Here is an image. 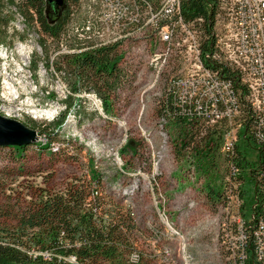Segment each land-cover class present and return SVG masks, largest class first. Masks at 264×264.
<instances>
[{
  "label": "rangeland",
  "instance_id": "rangeland-1",
  "mask_svg": "<svg viewBox=\"0 0 264 264\" xmlns=\"http://www.w3.org/2000/svg\"><path fill=\"white\" fill-rule=\"evenodd\" d=\"M0 6L13 13L11 24L2 31L5 37H0V113L24 122L34 118L46 133L55 128L51 116L64 109L67 116L54 134L55 150L51 144L42 148L32 142L16 153L12 146L0 145V227L16 221L39 187L88 178L92 167L102 174V191L132 210L134 251L156 264H235L232 251L239 249L237 222L242 219L238 182L227 176L222 152L208 178L188 156L174 152L171 136L176 130L166 128L158 106L180 62L172 53L155 75L154 23L145 29L146 37L135 35L120 44L119 63L127 70L128 82L113 92L115 111L106 114L100 97L86 90L72 93L69 105L65 100L71 93L69 75L57 65L60 52L78 38L85 16H94L92 6L74 5L59 40L41 34L37 26L27 28L15 5ZM125 7L132 11L133 2L125 1ZM111 28H118V21H111ZM110 35L112 31L104 32V38ZM40 137L42 141L47 136ZM248 150L250 156L255 154ZM208 183L223 189L219 198L208 196Z\"/></svg>",
  "mask_w": 264,
  "mask_h": 264
},
{
  "label": "trees",
  "instance_id": "trees-1",
  "mask_svg": "<svg viewBox=\"0 0 264 264\" xmlns=\"http://www.w3.org/2000/svg\"><path fill=\"white\" fill-rule=\"evenodd\" d=\"M138 1L142 5L150 2L155 9V15H162V8H158L160 0ZM4 3L17 7L27 28L37 26L41 34L57 40L62 38L68 28L74 5L77 3L84 6L83 0H0V5ZM207 3L208 0L180 2L186 19L202 17L204 35L211 34L214 17L213 9ZM1 7L0 37L4 38L2 31L11 24L13 13L3 12ZM17 36L25 38L26 35L19 33ZM109 38L113 36L110 35ZM203 44L204 47L207 46L205 42ZM119 46V41L98 44V39L95 38L81 43L78 38H74L66 50L60 52L58 69H63L70 79L71 93L65 99L69 105L74 97L72 93L86 90L100 97L106 114L115 111L113 92L128 82L127 75H123L127 70L119 63L123 56V50ZM163 52L164 60L169 59L171 50ZM37 61L34 62L35 67ZM210 64L217 65L214 61ZM163 65L155 64V75L160 74ZM223 72L234 79L235 74L229 67L222 66L220 73ZM177 94V86L165 89L158 106L159 116L166 119V128L172 126L176 130L171 136L174 152L188 156L191 165L202 169L208 178L209 170L221 153L225 123L215 122L211 127L202 118L195 119L182 114V107L176 99ZM65 112L63 110L59 116L49 121L55 128L47 133L46 127H41L34 118L25 122L47 136L46 142L39 143L40 147L48 148L54 140L57 129L67 119ZM240 117L243 121L234 144L235 152L229 156L223 155V159L228 168L227 176L238 182L235 189L240 201L238 210L242 214L246 237L242 250L245 263L261 264L256 260L253 233L245 223L256 219L264 211V192L256 180L264 160V150L258 146L256 137L250 132V112L244 109ZM28 145L11 146L19 153ZM248 149H254L255 154L250 156ZM229 163L236 169H230ZM91 170L88 178L77 177L61 187L43 186L34 191L32 197L19 210L16 221L9 226L0 227V264H156L140 253L136 261L130 259V253L136 248L133 236L136 224L134 216L131 215L132 210L114 200L111 195L105 194L101 189L102 174L96 168L91 167ZM205 188L208 196L213 199L219 198L223 193L220 186L215 189L210 183ZM44 251L49 254L44 255ZM70 257L74 260H70Z\"/></svg>",
  "mask_w": 264,
  "mask_h": 264
},
{
  "label": "built area",
  "instance_id": "built-area-1",
  "mask_svg": "<svg viewBox=\"0 0 264 264\" xmlns=\"http://www.w3.org/2000/svg\"><path fill=\"white\" fill-rule=\"evenodd\" d=\"M125 1H133L132 11H125ZM180 2L160 0L158 8H162L163 16H155L150 2L142 5L138 0H88L87 3L83 0L87 8L92 6L94 16L82 20L78 39L81 43L98 38V44L106 41L121 44L135 35L146 37L145 29L152 21L157 31L154 40L157 39V47L153 51L156 64L166 66L168 59L163 60L166 49H171V54L180 62L178 71L168 78L167 89L169 85H177L176 99L182 107L181 113L202 118L211 127L223 121L220 150L224 156H229L235 152L232 135L241 129L240 116L247 109L252 115L250 132L264 150V0H208L207 6L214 14L210 35L203 33L202 17L185 18ZM111 20H118V28H111ZM104 31H112L113 38L104 39ZM187 45H194V54H186ZM212 61L219 66L211 65ZM222 66L230 68L234 79L220 73ZM2 91L1 97L5 100ZM42 134L39 133L38 138ZM46 140L47 137H43L42 141ZM54 142L50 144L55 150ZM229 165L230 169H236ZM256 180L264 192V160ZM242 224V219H238L239 249L232 251L235 264H246L242 252L246 240ZM245 225L253 233L256 260L264 264V211ZM138 256L136 251L129 255L134 261Z\"/></svg>",
  "mask_w": 264,
  "mask_h": 264
},
{
  "label": "water",
  "instance_id": "water-1",
  "mask_svg": "<svg viewBox=\"0 0 264 264\" xmlns=\"http://www.w3.org/2000/svg\"><path fill=\"white\" fill-rule=\"evenodd\" d=\"M37 128L23 120L0 113V145L30 144L37 139Z\"/></svg>",
  "mask_w": 264,
  "mask_h": 264
},
{
  "label": "bare ground",
  "instance_id": "bare-ground-1",
  "mask_svg": "<svg viewBox=\"0 0 264 264\" xmlns=\"http://www.w3.org/2000/svg\"><path fill=\"white\" fill-rule=\"evenodd\" d=\"M133 2V1H132ZM125 11H126V7H125ZM155 16H162V15H155ZM111 21H118V20H111ZM104 32H110V31H104ZM103 32V33H104ZM89 39H95V38H89ZM166 50H171V49H166ZM186 54H194V45H187L186 46ZM153 62H155V64H156V61H155V56L153 57ZM163 60H164V52H163ZM158 64H165V63H158ZM158 64H156V66L158 65ZM125 75H127V73H125L124 74V76ZM123 78H125V77H123ZM124 82V81H123ZM173 86H177V85H169V88L170 87H173ZM169 91V90H168ZM91 95V94H90ZM94 96L95 97H97L95 94H94ZM4 97H5V92H4ZM3 98V97H2ZM100 99V98H99ZM101 100V99H100ZM4 102H5V100H4ZM101 103H102V100L100 101ZM48 112V111H47ZM46 112V114H49V112L47 113ZM36 114L37 113H39V110H37L36 112H35ZM51 114V113H50ZM54 116V115H53ZM238 134H233L232 135V142H234V144L236 143V141H237V136Z\"/></svg>",
  "mask_w": 264,
  "mask_h": 264
}]
</instances>
